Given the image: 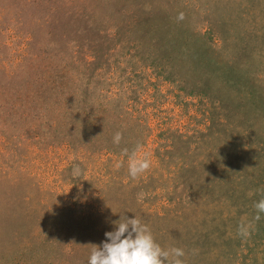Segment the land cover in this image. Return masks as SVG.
I'll return each mask as SVG.
<instances>
[{
    "label": "rangeland",
    "instance_id": "1",
    "mask_svg": "<svg viewBox=\"0 0 264 264\" xmlns=\"http://www.w3.org/2000/svg\"><path fill=\"white\" fill-rule=\"evenodd\" d=\"M262 197L264 0H0V264H87L125 211L264 264Z\"/></svg>",
    "mask_w": 264,
    "mask_h": 264
},
{
    "label": "clouds",
    "instance_id": "2",
    "mask_svg": "<svg viewBox=\"0 0 264 264\" xmlns=\"http://www.w3.org/2000/svg\"><path fill=\"white\" fill-rule=\"evenodd\" d=\"M121 138L122 134L117 132L113 142L118 144ZM149 167L150 161L146 156L137 157L133 154L128 162V173L136 178ZM70 174L73 180L80 179L83 175L80 164L74 163ZM254 207L259 218L264 213V197L256 201ZM126 212L119 213V218L111 221L112 229L104 233L106 239L99 244H91L87 264H184L183 248L161 246L148 224L134 213L129 216Z\"/></svg>",
    "mask_w": 264,
    "mask_h": 264
}]
</instances>
